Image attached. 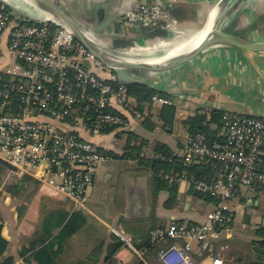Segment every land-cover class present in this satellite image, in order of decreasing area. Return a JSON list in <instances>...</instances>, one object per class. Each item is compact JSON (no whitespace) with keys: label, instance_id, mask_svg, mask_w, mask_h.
Listing matches in <instances>:
<instances>
[{"label":"crops","instance_id":"obj_1","mask_svg":"<svg viewBox=\"0 0 264 264\" xmlns=\"http://www.w3.org/2000/svg\"><path fill=\"white\" fill-rule=\"evenodd\" d=\"M76 1L88 4L93 0ZM144 1L158 2L117 0L116 13L120 15L129 6ZM163 1V11H169L171 24L176 23L180 27L169 28L167 22H162L151 31L153 37L171 38L176 35L172 31L174 29L182 34L199 30L217 4L212 6L213 0ZM246 1L248 8L245 9L244 27L239 24V20H233L224 27L222 22L219 23L218 28L249 41H264V0ZM256 13L262 15L260 24L251 22ZM165 18L164 15L158 22ZM76 20L84 24L79 18ZM103 34L99 42L107 49L117 50L131 58L147 57L130 52L135 49L136 39L142 37L133 27L125 28L121 18ZM143 40H140L141 48V45L149 44V41ZM132 74L145 85L167 96L172 95L174 105L162 106L152 100L141 112L137 100L129 95L125 105L117 99L113 100V109L129 121L130 127L91 137L105 153L111 154V158L97 168L85 208H69V200L52 191L49 196L54 200L40 196V203L36 201L32 205L27 202L13 205V201L19 199L6 193V201L0 204V224L3 226L2 235L9 243L6 255L14 257V264H38L25 261L20 250L34 238L41 213L59 204L69 210L82 212L86 223L67 240L56 264H137V252L142 250L136 246H142L152 231L166 227L173 221L205 222L207 214L214 209V200L207 201L194 196L186 182L177 185V203L167 208L165 202L170 196L169 191L156 189L155 170L148 160L158 157V145L167 147L175 157L183 158L185 144L190 136L185 120L201 109L208 113L220 109L227 113H245L264 118V52H244L229 46L213 45L174 70L160 73L134 71ZM168 107L174 109L173 117L167 112ZM177 122H181L186 129L184 133L176 130ZM131 148H135V154L130 155L133 152ZM35 180L40 185V191H44L40 181ZM259 196L248 193L240 200L230 202L233 211L224 228L221 227V236L208 254L199 248L196 241H192V256L200 264H213L216 257L223 264H248L255 261L257 242L262 239L258 230L264 228V208ZM39 204L40 209L37 208ZM116 239L123 243L112 257L107 258L109 246Z\"/></svg>","mask_w":264,"mask_h":264},{"label":"built area","instance_id":"obj_2","mask_svg":"<svg viewBox=\"0 0 264 264\" xmlns=\"http://www.w3.org/2000/svg\"><path fill=\"white\" fill-rule=\"evenodd\" d=\"M137 7L122 16L125 28L133 22L147 27L164 17L159 2ZM0 64V159L10 166L8 176L37 178L43 188L71 200L74 209L83 208L97 168L111 158L91 137L130 127L113 109L114 99L128 103L126 83L67 29L2 1ZM152 100L162 106L175 101L172 95ZM183 159L185 167L202 161L219 164L212 180L195 179L186 171L164 176L213 198L215 207L205 222L173 221L152 232L154 241L172 240L158 252L161 264H200L192 256V241L209 252L233 211L230 202L264 191V118L224 114L213 138L202 133L188 138ZM137 253L143 258L145 251ZM222 262L213 259V264Z\"/></svg>","mask_w":264,"mask_h":264},{"label":"trees","instance_id":"obj_3","mask_svg":"<svg viewBox=\"0 0 264 264\" xmlns=\"http://www.w3.org/2000/svg\"><path fill=\"white\" fill-rule=\"evenodd\" d=\"M126 86L128 89V95L137 100L138 108L141 112L144 111L146 104H151L152 98L155 95L167 96L166 93L160 92L145 84H126ZM166 109L169 115L173 117L174 109L170 107ZM226 113L227 112L220 109H213L210 113L205 109H201L196 112V114L188 117L185 120V125L189 130L190 136L202 133L207 138L211 139L222 127V118ZM112 130L113 129H109V131ZM129 134L131 136V133ZM131 150H133V152L130 153V155L133 153L135 154V148H131ZM156 155H158V157L151 161L148 160V163L151 164L155 170L154 181L156 189H166L169 191L170 196L165 202L167 208H172L177 203L178 184L170 183L166 180L164 178L165 174L186 171L189 176H192L195 179L212 180L215 174L221 170L219 164L208 161H202L200 164H192L185 167L183 166L184 159L175 157L172 152L163 145L157 146ZM140 160H142V158H140ZM9 170V164L0 159V176L3 172L8 173ZM17 178H14L17 182L5 186L6 192L13 197H17L19 192L24 191L27 183H32L34 185L37 184V181L29 176ZM190 193L196 197L204 198L207 201L214 200L213 198L206 197L207 195L203 196V194L195 193L193 189L190 190ZM226 218V221L229 220L230 215L227 214ZM85 223L86 218L82 212L72 211L71 209L69 210L63 204L45 209L40 215L39 225L35 231L34 238L26 243V245H23L20 250V255L25 257V261H35L38 264H56V259L61 254L67 240L71 235L81 229ZM224 225L225 223L223 224L222 229L224 228ZM2 229L3 226L0 224V264H14V257L6 255L9 243L3 237ZM152 232L149 235V239H147L142 246H136L138 250L145 251L143 258L138 256L137 264H160L158 260V252L162 248H166L172 244V240L170 239L154 241ZM258 233L262 239L257 242L259 247H257V256L255 261H250L248 264H264V228H260ZM114 241L115 242L109 246L107 258L112 257L123 243L121 240L117 239ZM28 253L29 255H27ZM205 254L208 253L205 252Z\"/></svg>","mask_w":264,"mask_h":264},{"label":"water","instance_id":"obj_4","mask_svg":"<svg viewBox=\"0 0 264 264\" xmlns=\"http://www.w3.org/2000/svg\"><path fill=\"white\" fill-rule=\"evenodd\" d=\"M0 1L4 2L3 0ZM37 1L58 17L60 21L58 20L56 24L70 31L97 59L105 65L116 69L118 77L126 84H144L143 81L135 78L132 74L134 71L147 73L171 71L190 62L205 49L213 45L229 46L244 52H264V41L254 42L246 40L241 36L218 28L216 24L198 47L189 51L186 50L166 63L154 64L133 61L130 57L109 50L98 42L103 37V32L118 18H121L130 7L118 15L115 10L117 0H93L88 4H81L76 0ZM227 1L221 0L218 7L222 8ZM76 18L82 20L84 24L77 21ZM86 26H90V31ZM45 166L46 164L43 162L40 170L41 174L44 173Z\"/></svg>","mask_w":264,"mask_h":264},{"label":"rangeland","instance_id":"obj_5","mask_svg":"<svg viewBox=\"0 0 264 264\" xmlns=\"http://www.w3.org/2000/svg\"><path fill=\"white\" fill-rule=\"evenodd\" d=\"M3 1L6 2L7 4L11 5L12 7L20 10V11H23V12H26V13L31 14V11L29 9V8H31V6H29V4H27L25 2L24 3L21 2L20 4H18L20 6L17 5L15 7L13 4H11L9 2H7L5 0H3ZM158 2L160 3L161 6H165V3H164L163 0H158ZM220 2H221V0H213V3L211 5L213 6L215 3H217V4L212 8V10L217 9V7L219 6ZM150 3L151 2L144 1L143 3L141 2V3L133 4V5H131V7L129 6L130 8H129L128 11L130 12V10H132V9H137L138 8L137 6H142L144 4H150ZM253 6H252V8H253ZM146 7H147V5H146ZM246 8H248L247 7V1L246 0H231L230 4L227 5V7L223 11L220 12V14H219V20H218L219 22H218L217 25H219V23L222 22V27H224V26H226V24H229V22H231L233 20H239V24H242V26L244 27L245 25L243 24V22L245 23V15H246L245 9ZM254 10H256V7L254 8ZM168 12L169 11H167V12L164 11V13H163V15L166 16V18L164 19V21L162 20V21H159V22H157L155 24H148L147 27L140 26L139 25V24H141L140 22H137V23H134L133 22L132 23L131 28L133 27L135 29L136 33H138V35H140V37H142V38H137V36H136V38H137L136 39V42L137 43H134L135 44L134 45L135 49H138L139 50L141 48L140 47V40L141 39H144L145 41L146 40L149 41V44L147 43L146 46L145 45H141L142 48H144V50H145L147 48L148 49H152V47H155V46L159 45L161 42L163 43V42H168L169 41V42L172 43L173 41H175L177 39H180L182 37V35H184L182 33H177V30L174 29L172 31L176 35L175 36H172L171 38H166L165 36H160V37H153V36H151V31H154L162 22H164V23L167 22L168 24H170V25L167 24V27H169V28L180 27L176 23L171 24V22H170V18L171 17H170V15H169ZM211 13H210V16H211ZM31 15H33V14H31ZM210 16L208 17V19L206 20V22L202 26V28H200L199 30H203L204 27L207 26V24L210 23ZM261 16H262L261 14H257V13L255 15L253 14V18L251 19V22H253V24H255L256 22L260 24L261 23V20H262V18H260ZM253 24H250L249 26H251ZM137 45H138V47H137ZM165 52H166V49L159 48L158 50L155 49L152 53H148V52L147 53L148 54H151L152 56L159 57V56H162ZM147 55L145 54L143 56H147ZM127 57H129V56H127ZM261 101L262 100L260 99V102ZM175 128H176V130L181 131L182 133H184L185 130H186L184 128V126L182 125L181 122L175 123ZM187 140H188V138H187ZM121 166H124V165H121ZM43 174L40 173V177L43 176ZM37 176H39V175L37 174ZM14 177L15 176H12V177L9 176L8 177L6 172H3L2 175L0 176V204H1V202L4 203L6 201L5 200L6 199V196H7L6 193H8V192H6L5 186L8 185V184L17 182L16 179H13ZM37 180L40 181L39 179H37ZM40 184H41V182H40ZM44 188H45V190L41 192L40 191V185H39V183H37L36 185H34L32 183H27L25 185L24 191H21V192L18 193L17 199H19V200H16V201L14 200L13 201V205L14 204L17 205L18 204L17 202H19V203H22V202L23 203H26L27 202L28 205H30V204L32 205L36 201H38L40 203V196L43 199L54 200V199H51V197L49 196V192L53 191V189L50 188V187H44ZM46 192H48V193H46ZM259 195L261 196V204H262V206L264 208V191H262L261 193H259ZM69 203H70L69 204L70 205L69 208L72 207L73 210H74V206H73V203H72L71 200H69ZM86 203H85V206L83 208L86 207ZM26 207L28 209V206H25V208ZM39 207H40V204L37 206V208H39ZM183 223L188 224L187 222H183Z\"/></svg>","mask_w":264,"mask_h":264},{"label":"bare ground","instance_id":"obj_6","mask_svg":"<svg viewBox=\"0 0 264 264\" xmlns=\"http://www.w3.org/2000/svg\"><path fill=\"white\" fill-rule=\"evenodd\" d=\"M5 1L13 4L15 7L21 2L22 3L25 2L29 4V6H31L32 9L31 8L29 9L31 11V14H33L32 16H36V17H39L40 19L52 21L55 23L59 20L58 17L54 13H52L51 11H49L48 9L40 5V3H38L37 0H5ZM230 2L231 0H228L226 4L222 6V8L217 7V9L211 11L212 13L210 16V23L207 24V26H205L203 30H197L189 34L186 33L184 35L181 34L182 37L180 39H177L173 41L172 43L169 41L163 42V43L161 42L159 45L152 47V49L147 48L144 50V48H140L139 50L136 49L135 51L134 50L130 51L132 53L135 52L137 54L147 55L148 53H152L155 49L157 50L159 48L166 49V52L162 56L155 57V56H152L151 54H148L147 57L145 58H137V57L131 58L130 56L129 57L133 61H142V62H148V63H154V64H162V63L168 62L170 59L176 57L182 52H185L186 50L189 51L191 49H195L203 42L206 35L214 28V26L218 24L220 12L223 11L227 7V5L230 4ZM87 29L90 31L91 29L90 26L87 27Z\"/></svg>","mask_w":264,"mask_h":264}]
</instances>
